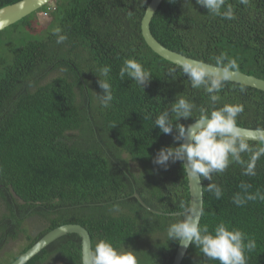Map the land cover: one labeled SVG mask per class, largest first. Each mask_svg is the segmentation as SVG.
I'll use <instances>...</instances> for the list:
<instances>
[{
    "label": "trees",
    "instance_id": "trees-1",
    "mask_svg": "<svg viewBox=\"0 0 264 264\" xmlns=\"http://www.w3.org/2000/svg\"><path fill=\"white\" fill-rule=\"evenodd\" d=\"M18 1L0 0V8ZM150 2L54 0L38 10L50 11L53 18L41 37L34 36L38 11L10 26L21 27L30 38L0 57V254L10 240L24 236L27 244L0 264H12L47 233L67 224L86 228L92 248L105 239L135 251L139 264L173 263L179 244L166 242V229L182 219L181 205L190 204L189 184L181 162H169L166 170L153 163L159 149L177 146L154 120L178 94L194 100V118L200 107L211 110V102L203 88H191L179 69L175 80L168 76L176 64L145 42L141 23ZM226 4L233 6L235 19L213 17L196 0H164L151 22L152 33L167 48L206 63L226 52L237 59L239 71L264 79V0ZM56 28L68 37L61 44L53 34ZM126 58L152 73L144 90L119 78ZM105 65L111 66L114 96L107 109L95 95L102 90L94 74ZM219 95L216 108L244 106L238 126L264 129V92L229 81ZM191 122L179 121L185 126ZM256 172L244 176L239 165L231 164L223 174H214L213 182L223 190L220 199L207 191L210 181H202L201 226L207 224L211 231L224 222L255 239L248 264H264V201L238 207L232 197L241 191V182L251 185L250 193L264 192V157ZM136 193L163 214L147 209ZM174 213L179 214L168 215ZM34 217L46 222L36 236L25 227ZM50 262L83 264L81 237L67 234L27 264ZM182 264L218 261L207 260L192 245Z\"/></svg>",
    "mask_w": 264,
    "mask_h": 264
},
{
    "label": "clouds",
    "instance_id": "clouds-1",
    "mask_svg": "<svg viewBox=\"0 0 264 264\" xmlns=\"http://www.w3.org/2000/svg\"><path fill=\"white\" fill-rule=\"evenodd\" d=\"M170 2L175 3V0ZM196 3L206 8L208 14L213 17L228 20L236 18L233 6L226 4V0H196ZM239 3L248 5L250 0H239ZM6 23L0 21V30ZM61 33L60 28L54 30L57 44L68 38L66 34ZM213 60L214 63L209 64L185 57L179 59L175 67L168 69V76L173 80L176 79L175 73L179 69L180 73L187 77L192 89L203 88L209 96L211 110L200 107L199 115L194 118V109L197 108L194 100L178 94L175 102L170 103V108L154 120V125L161 133L172 135L177 146L159 149L153 163L166 170L169 162H181L184 174L199 183L204 179L210 181L207 191L216 199H220L223 190L213 182V175H221L231 164H236L241 167L242 175L255 177L257 162L264 157V136L258 138V144L254 145L251 138L242 135L237 123L238 116L244 111L242 104L225 103L222 107H215L221 100L219 93L239 72V63L226 52L213 57ZM110 72L111 66L105 65L97 68L94 73L98 77L102 94L94 93L105 109L111 106L114 99ZM118 75L122 81L126 77L131 79L143 90L152 78V73L134 58L124 59ZM240 90L243 92L244 88ZM181 118H192V122L185 126L179 123ZM239 187L241 191L232 197L236 206H244L248 201H264V192L259 189L250 193L251 185L246 182H241ZM181 208L184 209L182 219L168 225L166 242L175 241L185 249L194 245L207 260L218 261V264H248L247 253L253 252L257 247L255 239L248 238L246 233L237 228L230 229L224 222L218 223L210 231L207 224H200V218L204 215L202 206L196 209L182 204ZM135 253L130 249L117 248L110 241L101 239L90 250L83 264H139Z\"/></svg>",
    "mask_w": 264,
    "mask_h": 264
},
{
    "label": "water",
    "instance_id": "water-1",
    "mask_svg": "<svg viewBox=\"0 0 264 264\" xmlns=\"http://www.w3.org/2000/svg\"><path fill=\"white\" fill-rule=\"evenodd\" d=\"M54 0H20L14 4L0 8V21H6L5 27L0 30L2 32L6 28L16 24L23 18L29 16L30 14L40 10L44 6L50 4ZM164 0H151L148 5L144 17L141 23V32L143 38L147 45L160 57L165 60L176 64L179 59L190 58L184 54L173 51L162 43H160L156 37L153 35L151 30V22L155 16L157 10ZM23 5V7H21ZM150 10V11H149ZM206 63V62H205ZM210 64V63H209ZM230 82L238 83L247 87H251L264 92V79L256 77L254 75H249L244 72L239 71L236 73ZM241 133L245 137L251 138V141L258 142V138L264 136V129H253L239 126ZM188 178L189 192H190V207L198 209L199 207H204V188L203 182L199 183L196 179ZM138 200L150 211L157 214H163L158 211H154L148 207L141 199L138 193L135 194ZM179 213L168 214V215H178ZM202 218V217H201ZM200 218V221H201ZM76 233L82 239V260H86L89 252L92 248V239L90 233L86 228L79 224H67L60 226L51 232L47 233L43 238H41L37 243H35L30 249L19 256L12 264H27L32 258L39 254L43 249L49 246L55 240L67 235ZM188 249H185L179 245L176 256L172 264H182Z\"/></svg>",
    "mask_w": 264,
    "mask_h": 264
},
{
    "label": "rangeland",
    "instance_id": "rangeland-1",
    "mask_svg": "<svg viewBox=\"0 0 264 264\" xmlns=\"http://www.w3.org/2000/svg\"><path fill=\"white\" fill-rule=\"evenodd\" d=\"M37 22L34 25L36 27L37 34H34L35 38H39L45 30L50 29L51 24L53 23V18L50 15V11H38L36 13ZM30 38L25 30H22L21 27L17 28H6L0 32V57L9 54L8 48L11 46L19 47L25 40L24 38ZM58 73L53 74L49 79L56 77ZM46 226V222L38 217L30 218L25 222V227L28 228L29 232L36 236L38 235ZM27 244V241L24 236H21L19 239L10 240L7 242L4 250L0 254V259H7L11 256H16ZM7 263V262H6ZM51 264L53 262H50ZM47 263V264H50Z\"/></svg>",
    "mask_w": 264,
    "mask_h": 264
}]
</instances>
